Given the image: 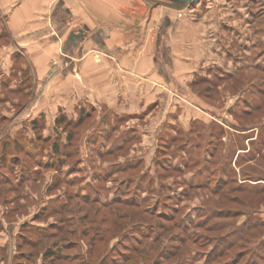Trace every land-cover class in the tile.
Masks as SVG:
<instances>
[{"label": "rangeland", "instance_id": "1", "mask_svg": "<svg viewBox=\"0 0 264 264\" xmlns=\"http://www.w3.org/2000/svg\"><path fill=\"white\" fill-rule=\"evenodd\" d=\"M145 1L164 45L121 84L0 0V264H264V0Z\"/></svg>", "mask_w": 264, "mask_h": 264}, {"label": "crops", "instance_id": "2", "mask_svg": "<svg viewBox=\"0 0 264 264\" xmlns=\"http://www.w3.org/2000/svg\"><path fill=\"white\" fill-rule=\"evenodd\" d=\"M9 1L14 0H3V5ZM38 1L41 5L43 3L45 8L46 4L55 1L56 3L51 6V11L47 14V9L45 12L41 5H36ZM26 6H28L27 9L24 8L19 12L22 14V20L15 15L8 20L12 30L20 33L31 31L29 33L39 37L59 41V49L63 53L66 52L65 56L76 58L77 74L83 78L97 80L102 78L105 71L108 74V83L122 84L125 80L123 84H126L127 80L131 81L133 72L137 74L151 72L150 58L142 52L140 59L143 60H140L139 56L134 59L132 50L134 44L135 46L138 44L136 50L147 48L144 44L139 48L141 45L139 40L144 42L143 40L152 37L149 32L150 24L161 26L153 40L156 55L159 49L163 48L162 44L164 45L165 38L161 40L166 24L163 9H159V6L153 7L149 17L145 0H25ZM41 13H44L43 21L33 19ZM167 24L170 25V22ZM26 25L34 26L33 30L31 27H25ZM133 33L137 36L133 37ZM195 37L193 32L192 38H189V45L192 46V58L189 62L193 66L198 62L197 58H194L196 57L194 53H197ZM171 40L170 42L168 36V41L172 44H167V47L173 51L177 46L174 40ZM156 55L151 57V61L158 59ZM181 59L178 62L183 69L186 67L183 63L186 64L188 60ZM68 65L72 67V64ZM174 65L172 61V66ZM173 69V71L177 70L175 66ZM185 69L183 71H186Z\"/></svg>", "mask_w": 264, "mask_h": 264}, {"label": "trees", "instance_id": "3", "mask_svg": "<svg viewBox=\"0 0 264 264\" xmlns=\"http://www.w3.org/2000/svg\"><path fill=\"white\" fill-rule=\"evenodd\" d=\"M170 242H174V238H172V239H170ZM221 242H223V239H222V241ZM219 245V244H218ZM48 253H50V255H53V253L51 252V250H48ZM241 253V252H240ZM243 253V252H242ZM55 254V253H54ZM55 255H59V253H56ZM54 256V255H53ZM261 257H264L263 256V253L261 254Z\"/></svg>", "mask_w": 264, "mask_h": 264}, {"label": "water", "instance_id": "4", "mask_svg": "<svg viewBox=\"0 0 264 264\" xmlns=\"http://www.w3.org/2000/svg\"><path fill=\"white\" fill-rule=\"evenodd\" d=\"M170 1H173V2H179V3H188V2H190L191 0H170Z\"/></svg>", "mask_w": 264, "mask_h": 264}]
</instances>
